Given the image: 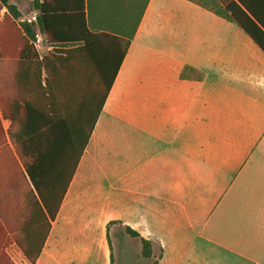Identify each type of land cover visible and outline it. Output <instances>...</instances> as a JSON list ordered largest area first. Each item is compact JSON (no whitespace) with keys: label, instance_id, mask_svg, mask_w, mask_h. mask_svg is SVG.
Here are the masks:
<instances>
[{"label":"crops","instance_id":"1","mask_svg":"<svg viewBox=\"0 0 264 264\" xmlns=\"http://www.w3.org/2000/svg\"><path fill=\"white\" fill-rule=\"evenodd\" d=\"M247 1L264 18V0ZM10 3L21 22L38 17L33 0ZM34 46L41 59L82 47L50 45L40 30ZM73 62L76 84L110 78ZM73 93L74 158L93 128L35 264H264V53L239 25L188 0H150L92 126L95 110ZM18 164L0 152V237L27 239ZM0 264L30 261L13 244Z\"/></svg>","mask_w":264,"mask_h":264},{"label":"trees","instance_id":"2","mask_svg":"<svg viewBox=\"0 0 264 264\" xmlns=\"http://www.w3.org/2000/svg\"><path fill=\"white\" fill-rule=\"evenodd\" d=\"M149 1L33 0L38 17L37 23L29 24L20 21L22 14L10 0H0V152L15 153L16 167L20 168L19 161L24 169L20 179L15 176V183L23 182L31 193L28 238L9 231L4 238L0 237V248L15 244L30 264L36 263L42 251L50 223L60 210L93 128L89 127L86 140L74 158L75 136L68 127L72 121L71 98L77 85L73 77L77 70L73 59L76 55L80 57L78 70L85 76L90 63L96 64L101 77L110 76L98 79L102 84V97L92 126ZM188 1L239 25L264 53V18L247 0ZM59 24L64 26L63 31L56 30ZM37 30L45 34L50 45L82 47L66 51L54 49L41 59L34 46ZM108 41L113 43L112 56L105 50ZM115 59L117 65L113 62L110 66ZM6 122L7 128L4 127ZM1 221L0 209V224ZM128 233L140 238L130 229ZM141 241L143 257L151 258L152 243Z\"/></svg>","mask_w":264,"mask_h":264},{"label":"rangeland","instance_id":"3","mask_svg":"<svg viewBox=\"0 0 264 264\" xmlns=\"http://www.w3.org/2000/svg\"><path fill=\"white\" fill-rule=\"evenodd\" d=\"M24 5L27 8L26 15H29L31 12V6L28 7V4L26 1H24ZM90 74L85 78V80H79L78 84L75 87L74 92L78 94V90H82V92H79L78 96H83V98L88 100V107L89 110L91 109L96 110L97 106L101 100L102 97V84L100 81L96 78H90ZM110 240L114 247V252L117 254L118 252V241L115 238V235L113 232L110 234Z\"/></svg>","mask_w":264,"mask_h":264},{"label":"built area","instance_id":"4","mask_svg":"<svg viewBox=\"0 0 264 264\" xmlns=\"http://www.w3.org/2000/svg\"><path fill=\"white\" fill-rule=\"evenodd\" d=\"M25 22H27L29 24L37 23V14H34L31 17L25 19Z\"/></svg>","mask_w":264,"mask_h":264}]
</instances>
